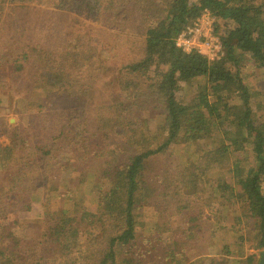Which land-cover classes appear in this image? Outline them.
<instances>
[{
    "label": "trees",
    "instance_id": "16d2710c",
    "mask_svg": "<svg viewBox=\"0 0 264 264\" xmlns=\"http://www.w3.org/2000/svg\"><path fill=\"white\" fill-rule=\"evenodd\" d=\"M32 6L73 13L78 23L86 17L96 36L83 44L73 41L78 46L70 49L54 48L53 53L26 46L20 35L17 39L22 28L7 19V12ZM207 11L215 17V34L222 46L214 61L197 53L183 54L176 46L178 37ZM98 26L109 31H99ZM251 68L264 70V0H0V81L10 91L3 99L0 90V114L5 99L9 112L17 116L32 108L25 104L29 98L13 89L27 92L42 85L50 103L56 98L65 102L53 118L38 114L42 121L38 119L37 127L42 125V130L45 125L52 134L44 132L45 137L58 141L72 132L76 140L68 148L75 158L69 164L100 173L93 190L100 194L97 210L82 209L84 198L71 189L58 193L59 202L48 198L52 193L36 201L34 216L32 205L27 209L26 216L44 220L43 240L59 248L54 258H40V264H170L172 256L173 264H230L216 259L189 263L186 256L175 253L187 251L196 258L215 234L242 225L253 233L252 249L264 251V93H256L247 83L255 74ZM113 77L115 86L111 82L109 87L116 89V95L97 100L103 91L100 83ZM199 80L205 87L195 89L193 103L179 101L182 85ZM81 102L90 104V110ZM202 139L211 142L206 152L214 151L217 159L227 157L228 164L233 157L242 193L238 211L229 207L225 213L221 208L212 211L213 216L206 213L198 185L210 171L197 174L186 168L181 179L170 180L164 164L177 154L175 146L183 142L198 152L192 144ZM12 144L0 154L4 169L15 159ZM43 147L31 146L36 151ZM60 151L56 154L66 178L74 171ZM216 185L212 192H219L220 198L228 193ZM14 188L21 192L25 187ZM15 199L31 201L23 196ZM8 203L12 202L4 195L0 213ZM147 207L158 208L159 220L176 227L167 235L176 240L173 249L162 248L157 235L142 233L138 213ZM10 242L0 232V246ZM0 252L3 257H21L16 250L0 247ZM260 257L250 261L261 264L262 253Z\"/></svg>",
    "mask_w": 264,
    "mask_h": 264
},
{
    "label": "rangeland",
    "instance_id": "374dc122",
    "mask_svg": "<svg viewBox=\"0 0 264 264\" xmlns=\"http://www.w3.org/2000/svg\"><path fill=\"white\" fill-rule=\"evenodd\" d=\"M74 17L75 15H73V13H67L64 10L59 11V9H48L38 6L11 8L7 12V19L13 22L17 27L22 28L20 31L17 30V39L22 38L26 46H37L50 53H53L54 48L70 49L71 45L78 46V43L74 44L73 41L76 42L79 40V43L82 41L83 44L88 42L87 40L89 38L96 36L93 28L89 27V25H93L91 20L86 17H80V22L78 23V21L73 20ZM105 27L106 26H98L97 30L103 32L109 31V29ZM76 30L79 36L74 32ZM81 34L84 35L81 36ZM19 35L21 38H19ZM110 45L111 44L108 42L106 47L107 51ZM251 69L255 74L248 76L246 80L247 83L256 93H264V70L255 71L253 68ZM116 71H118L117 67L116 70L114 68V72ZM26 75L27 73L23 79H25ZM5 77L6 75L2 76L1 79ZM10 77V82H13V76ZM114 79L115 77L108 78L100 83V88L103 91L99 93L97 100H109L116 95V89L111 88V86H115ZM27 82L30 83L29 80ZM111 82L112 84L109 87ZM12 85L16 87V85L18 86L19 84ZM42 87V85L40 88L30 87L27 92L15 90L17 87L13 89V92H18L23 97L29 98L25 104L26 107H32L30 109L28 108L22 114H19V116L15 115L13 111L9 112L7 109V99H5L3 101L4 104H2L3 112L0 114V154L13 143L12 146L14 148L11 158L15 159L8 164V169H4L5 167H2L1 164L2 161L0 162V200L5 195V197H8V200L12 202L11 204L8 203V205L4 207L5 209L0 213V232L4 234L6 241L11 242L7 247L5 245H1L0 247L4 249L14 248L19 251L21 248L28 245L36 251L33 252L32 249H29L27 254H37L38 257L44 260L54 258L56 254L59 253V248L43 240L44 220L26 216L27 209L31 207L30 205H32L33 208V204L36 201H41L43 197L45 198L47 193L53 194L48 198L56 199V201L59 202L60 200L58 198H60V196H58V193L61 192V190L66 191L67 189H71L74 192L77 191L78 197L82 196L84 198L80 202V205L82 209L87 211L97 210L101 199L100 194L93 191L98 183L96 175L100 174L99 171L95 168L88 170L85 168L87 167L86 165L82 164L79 166V163L78 165H70L68 162L69 160L71 162L73 158H75L73 149L68 148L69 145L70 147L74 146L76 140V137L73 139L74 134L69 132L66 138L58 141L56 138L51 139L45 137L44 132H48L50 134L48 136L52 135L45 125L42 127V130V125L37 127L38 119L42 121V118H37L38 114H49L51 118H53V115L65 102L62 98H56L54 102L50 103L49 96L47 93L42 92ZM204 87L203 80H199L197 83L194 81L184 83L182 85L183 93L179 101L191 105L193 103L195 89L199 88V90H202ZM0 90L3 99L5 94L10 93L8 89H3L1 81ZM81 104L83 109L90 110V104L86 102H81ZM15 107H18V104H16ZM73 108H76V104ZM38 110L39 112H37ZM260 115L261 114L255 115V118L259 120L258 116ZM186 124L191 125L192 122H187ZM153 129H155L154 126ZM184 134L185 132L182 134V138ZM204 140L205 141L202 139V141L193 142L192 146L197 148L198 152L195 150H188L183 142L177 144L175 146L177 154L164 164V167L166 166L165 170L170 174V180L181 179V173L185 171L186 168L188 171L191 170L197 174L203 172L206 174L210 171V175L200 177L198 185L200 190L198 196L201 198V202L205 203L202 205L205 206L206 213L209 214V216H213L212 213L220 208L223 209V213H225L228 212L227 208L229 207L234 211H238L241 207L242 193L240 192L239 182L233 173V170H235L233 157L229 159L228 164L225 163L227 157L224 159H217L214 151L206 152L211 142L207 139ZM23 145H25V148ZM30 145H40L44 147L41 151H36L34 148H31ZM59 149H61L60 153L64 156V161L68 164V167L74 171V173H69V177L66 178L64 170L60 166L58 160L59 156L56 154ZM212 159L215 160L213 161ZM0 160H2L1 157ZM10 177L12 179H9ZM77 182L79 184L78 188H76ZM216 183L221 184V186L227 189L228 193H223L221 198L219 192L218 195L216 194L217 191L212 192L213 188L215 189L217 187ZM21 186L25 187L23 190L21 189V192L18 191L20 188H14ZM167 186H169L168 183ZM232 194L235 196L234 200L232 199ZM18 195L19 197H30L31 201L29 203H23L24 201L19 202L18 200L13 202L12 200H16L15 197L19 198ZM231 199L233 203L229 202ZM36 208L37 207L33 208L31 216L35 215L34 209ZM138 216L139 222L142 223V233L148 234L149 236L157 235L156 238H161L163 240L161 244L162 248L169 247L173 249L172 244H174L176 240L173 241L172 238L169 239L167 235L174 234L176 227H168L169 224L165 226V223L159 220L160 214L158 208L151 209V207H147L146 209H140ZM167 227L168 229L166 230ZM247 229L246 226L242 225V228L235 227V229H230L227 234H215L213 238H210L208 242L202 245V249L196 258L187 254V251L183 253L182 250L177 251L175 254H180L184 258L186 256L189 263L216 259L219 261L226 260L230 264H252L250 258L256 255V260L258 261L261 258V253L264 251L252 249L256 241H254L253 233L250 234ZM161 230L164 231L162 232L163 234L158 233ZM164 234L166 235L164 236ZM164 244L166 246H164ZM175 250H178V247H176ZM171 258L170 264H173L174 256Z\"/></svg>",
    "mask_w": 264,
    "mask_h": 264
},
{
    "label": "built area",
    "instance_id": "2783aa9c",
    "mask_svg": "<svg viewBox=\"0 0 264 264\" xmlns=\"http://www.w3.org/2000/svg\"><path fill=\"white\" fill-rule=\"evenodd\" d=\"M216 37L215 17L207 11L202 13L194 24L178 37L176 46L183 54L197 53L214 61L219 57L222 48Z\"/></svg>",
    "mask_w": 264,
    "mask_h": 264
},
{
    "label": "crops",
    "instance_id": "0c3cea01",
    "mask_svg": "<svg viewBox=\"0 0 264 264\" xmlns=\"http://www.w3.org/2000/svg\"><path fill=\"white\" fill-rule=\"evenodd\" d=\"M29 236H30V234H29ZM29 249H32V248H31V246H28V245L21 248L19 251L17 249L16 251L21 255V257H14L12 254H6V256L3 257V254L0 252V264H22V263L40 264L39 260L41 257H38L37 254H35V255H32V253H31V255L27 254V251ZM34 249H36V248H34ZM10 250H15V249L10 248ZM32 251L34 252L36 250L32 249ZM9 260L11 261V263H9Z\"/></svg>",
    "mask_w": 264,
    "mask_h": 264
},
{
    "label": "water",
    "instance_id": "95a60500",
    "mask_svg": "<svg viewBox=\"0 0 264 264\" xmlns=\"http://www.w3.org/2000/svg\"><path fill=\"white\" fill-rule=\"evenodd\" d=\"M261 264H264V253H262V263Z\"/></svg>",
    "mask_w": 264,
    "mask_h": 264
}]
</instances>
